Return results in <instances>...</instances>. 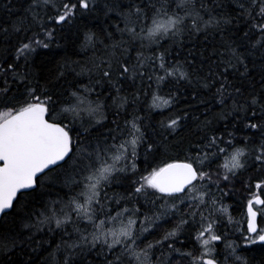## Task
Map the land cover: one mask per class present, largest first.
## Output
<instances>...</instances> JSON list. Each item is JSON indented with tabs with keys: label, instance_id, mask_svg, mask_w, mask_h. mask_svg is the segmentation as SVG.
Segmentation results:
<instances>
[{
	"label": "trees",
	"instance_id": "obj_1",
	"mask_svg": "<svg viewBox=\"0 0 264 264\" xmlns=\"http://www.w3.org/2000/svg\"><path fill=\"white\" fill-rule=\"evenodd\" d=\"M41 1L0 0V110L43 105L47 121L67 131L71 152L0 218V264H168L171 256L169 263L196 264L200 233L212 227L223 239L221 221L227 220L214 210L219 197L221 209L239 217L240 237L251 240L238 251L241 264H264V245L252 242L245 220L254 194L262 200L257 212L264 230V0H195L201 4L181 7L177 0H87L84 9L81 0H56L44 12L36 7ZM158 12L184 20L172 33L147 38ZM77 99L103 113L100 127L82 133L57 120ZM104 139H133L126 160L132 172L111 175L106 181L117 185L97 189L89 215L102 219L124 210L133 230L131 240L114 247L85 246L82 237L67 235L71 225L81 235H94L90 217L72 211L73 224L47 223L51 213L63 215L60 201L86 190L76 166L84 153L98 152ZM239 146L252 148L228 171L224 162ZM176 162L193 166L197 180L206 172L210 193H197L204 181L173 197L149 185V175ZM89 166L95 170L97 163ZM220 179L224 185L217 188ZM247 186L260 187L252 192ZM185 199L198 205L179 206ZM199 208L208 220L191 217ZM132 240L135 251L129 252Z\"/></svg>",
	"mask_w": 264,
	"mask_h": 264
},
{
	"label": "rangeland",
	"instance_id": "obj_2",
	"mask_svg": "<svg viewBox=\"0 0 264 264\" xmlns=\"http://www.w3.org/2000/svg\"><path fill=\"white\" fill-rule=\"evenodd\" d=\"M83 3H86L87 0H81ZM56 0H42L40 4L36 5L37 9L39 8L43 12L47 7H54ZM195 0H177L175 3V6L181 7L185 4L194 3ZM201 4V2H196L193 5ZM82 5V4H80ZM202 6H196L194 8L196 9H204L201 8ZM192 9V7H190ZM184 14V13H183ZM162 15H165L163 12H158L153 17L157 19L150 28L145 32V36L147 38H150L152 36H155L159 33L167 34L168 32L171 33L175 31V28H178L179 25L183 22L184 19L182 18H176V19H166V17H162ZM189 17L191 19V23L194 24L197 23V21L194 19L193 15L190 13ZM166 19V20H164ZM177 20L179 21V24L177 23ZM193 28V27H192ZM167 37V36H163ZM84 91V90H82ZM85 92V91H84ZM87 96H91L93 93L86 91L85 92ZM166 105V103H156L157 108H163ZM12 112L10 110H0V122L7 119ZM99 115L100 120H96L95 116ZM103 117V113L93 109V107L83 101H80L79 99L74 100L70 105L68 109H62L61 114L58 117V121H61L62 123L68 124L72 129L76 130V132H82L84 133L90 132L92 130L97 129L101 126V121ZM89 126V127H88ZM88 127V128H87ZM87 132H86V131ZM83 133V132H82ZM114 140V139H111ZM242 140V139H241ZM110 142V141H109ZM252 143V140L250 141ZM98 152L95 151L93 153H84L80 162L76 166V172H77V179L78 180H85L86 190L82 192L80 197L72 199L70 201H60L57 205L58 212H62V216H53L52 213L50 218H48V225L55 224L56 226H64L69 223H72V217H70V213L72 211L79 212L80 218H86L90 217L92 219V228L94 229V235L91 237H86L87 235H81V233L74 229V225H71L72 231L68 232L70 235H74L75 237H82L83 244L85 246H92L97 243L105 244L104 246L108 247V244L110 247H114L115 245H118L124 241V238H129L131 240V232L133 230V221L127 220L129 215L123 210L120 214H116L111 217H105L102 219H95L92 214L89 215V211L92 208L93 204L96 202V191L98 188L105 186V184H108L110 181H106L111 175L115 178L122 177L126 175V173L132 172V166L128 165L126 160H130V154L132 152L133 147V139L132 140H124L120 144H108L106 140L104 139L102 142L98 144ZM211 147V145H210ZM250 148H246L243 146H239L235 149V151L228 157L227 162H224L226 164V170H230L234 167L235 163L238 159L241 158V156L244 154V151H250ZM220 152L219 150L213 153V156H216ZM105 160L103 161L102 159ZM103 161V162H102ZM92 162L97 163V168L95 170L91 169L89 164ZM117 176V177H116ZM155 176V173L150 177L148 176L149 185L153 187L155 190H157L152 185V179ZM112 179V180H113ZM207 179V173L203 172L200 174V179L196 181V184L198 182H203L202 188L197 189V193L200 191H208L211 190V186L206 184ZM78 180H74L73 184L76 183ZM108 185H117L116 180L112 181ZM220 179L218 182H214L217 188L218 186H223L224 183ZM221 181V182H220ZM228 184V183H227ZM195 185L192 186V189ZM209 186V189H208ZM260 186H257L255 188H251L247 186L245 189L246 191H256L259 189ZM190 190V189H189ZM189 190L186 192L187 195ZM158 191V190H157ZM181 195V196H182ZM166 196V195H165ZM168 196V195H167ZM173 197V196H171ZM252 198V199H251ZM258 197L254 194L250 197L249 202H253ZM216 200L220 201V205H215L214 210L217 212H220L223 214L224 218L227 220V223H224L221 221V223L224 226L223 231V239L218 238L217 234L215 233L214 229L212 227H207L202 233H200L197 238L200 241V254L198 257L194 259L196 264H208L209 262H217L218 264H231L234 262V264H241L243 259L238 254V251L242 246H245L247 244L251 243V240L249 243L246 241L245 238L240 237V219L239 217H233L231 213H229L227 210L223 211L221 209V206L223 205L221 197L216 198ZM192 199H185L182 202H178L179 206L183 205L185 208L188 204H191ZM198 203H204L205 202V196H199L197 199ZM198 204H191V210L192 207L196 206ZM262 206H254V208L258 211ZM190 206L188 207V209ZM188 213V211H186ZM191 212V211H190ZM202 213H207L202 209ZM77 214V213H76ZM190 214V213H188ZM217 215V213H215ZM60 217H63L60 219ZM191 217L200 219L201 217L208 220V216H203L200 213V208L197 211L191 212ZM264 217V214H263ZM246 220V215H245ZM55 228V226H54ZM264 231V230H262ZM66 236V239H67ZM128 236V237H127ZM169 238V237H167ZM162 242L160 241L156 245H152L148 253H150L155 247H158ZM135 245L136 242L132 240L128 243V251H135ZM80 246V245H79ZM78 245L71 248L72 250L77 249L79 247ZM171 256V254L169 253ZM130 256V255H128ZM131 256H138L142 262L145 260L143 259L144 256L142 253H131ZM130 256V257H131ZM172 257V256H171ZM169 258L167 263L168 264H192V262H183V261H176L171 262L172 258ZM159 264H162V262H159Z\"/></svg>",
	"mask_w": 264,
	"mask_h": 264
},
{
	"label": "water",
	"instance_id": "obj_3",
	"mask_svg": "<svg viewBox=\"0 0 264 264\" xmlns=\"http://www.w3.org/2000/svg\"><path fill=\"white\" fill-rule=\"evenodd\" d=\"M82 8L85 5L82 4ZM70 153L67 132L46 120L42 105L26 108L0 123V218L8 213L17 196L32 191L36 179L62 165ZM193 166L176 162L158 171L152 185L168 196L184 194L197 180ZM261 206L260 200H254ZM246 230L249 235L258 232V214L248 205ZM264 245V233L256 240ZM208 264H216L209 262Z\"/></svg>",
	"mask_w": 264,
	"mask_h": 264
},
{
	"label": "bare ground",
	"instance_id": "obj_4",
	"mask_svg": "<svg viewBox=\"0 0 264 264\" xmlns=\"http://www.w3.org/2000/svg\"><path fill=\"white\" fill-rule=\"evenodd\" d=\"M81 4H84L85 5V3H83V2H81ZM86 6V5H85ZM81 7H82V5H81ZM183 225V224H182ZM185 226V225H184ZM172 233V232H171ZM174 233V232H173Z\"/></svg>",
	"mask_w": 264,
	"mask_h": 264
},
{
	"label": "flooded vegetation",
	"instance_id": "obj_5",
	"mask_svg": "<svg viewBox=\"0 0 264 264\" xmlns=\"http://www.w3.org/2000/svg\"><path fill=\"white\" fill-rule=\"evenodd\" d=\"M10 112H13V111H10ZM12 115V114H11ZM2 166V164L0 163V167Z\"/></svg>",
	"mask_w": 264,
	"mask_h": 264
}]
</instances>
